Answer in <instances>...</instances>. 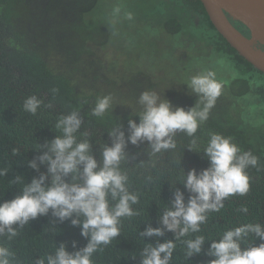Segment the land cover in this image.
<instances>
[{
    "label": "trees",
    "instance_id": "obj_1",
    "mask_svg": "<svg viewBox=\"0 0 264 264\" xmlns=\"http://www.w3.org/2000/svg\"><path fill=\"white\" fill-rule=\"evenodd\" d=\"M126 1L124 4L132 12H158L167 35H178L182 40H188V36L194 42L187 33L194 30L214 52L222 54L244 73L253 78L264 76L216 31L200 0ZM101 6L109 13L111 7L107 0H0V172L3 173L0 203L15 198L24 185L41 174L48 176L46 183L51 181L49 166L47 162L41 163L39 157L61 135L56 128L58 118L75 109L81 119L77 140L89 143V154L101 166L103 149L114 143L110 131L115 128L124 133L120 171L128 178V192L138 198L131 205L135 214L121 218L120 235L94 253L95 264H142L145 247L155 248L168 241L175 244L169 264H209L213 259L207 254L210 245L223 231L246 222L264 225L261 130L244 125V118L232 105L228 108L216 103L208 120L194 135L176 132L172 137L176 143L174 149L154 153L147 140L131 143L129 121L140 122L142 93L155 92L173 108L182 107L185 111L194 107L199 97L191 92L157 93V83L142 66L120 69L113 60V52L105 45L109 32L102 24L103 19L93 23L94 17H98L96 12L102 11ZM142 81L146 82L143 87ZM53 89L58 91L53 93ZM128 90L136 93L130 95ZM32 95L44 101L35 115L23 109L24 100ZM101 96L112 97V106L103 118L92 115L97 97ZM211 133L230 137L242 151H251L258 158V165L246 170L250 178L246 195L236 194L225 199L219 212L207 213L200 232H189L177 239V232L169 231L161 218L166 209L172 208L177 191L183 194L185 204L195 195L185 188L183 177L193 169L199 174L210 167L204 147ZM193 142L196 147L190 148ZM31 161L37 163L38 170L29 167ZM64 179L72 182L73 178L69 175ZM242 207L248 209L247 213L240 211ZM75 218L73 215L61 221L50 209L24 226L13 225L17 235L10 240L0 237V244L15 254L12 264H35L38 258L54 255L61 244L68 252L79 251L89 238L81 235L80 225L72 224ZM148 228H160L163 235H143ZM199 235L205 237L201 252L186 257V242ZM259 243V238L251 240L253 245ZM243 246H249V241Z\"/></svg>",
    "mask_w": 264,
    "mask_h": 264
},
{
    "label": "clouds",
    "instance_id": "obj_2",
    "mask_svg": "<svg viewBox=\"0 0 264 264\" xmlns=\"http://www.w3.org/2000/svg\"><path fill=\"white\" fill-rule=\"evenodd\" d=\"M127 18L131 19L132 14L127 13ZM186 84L199 97L196 105L187 111L182 107L173 108L169 101L160 99L155 92L141 94L139 103L143 110L139 113L140 122L129 121L131 143L147 140L151 142L153 152L158 153L176 147L172 137L177 131L188 136L197 132L208 120L211 109L222 94L223 84L210 69L193 75ZM43 103L42 99L32 95L24 100L23 109L35 115ZM47 106L51 107L50 104ZM111 106V96L97 97L92 115L103 118ZM80 126L81 119L75 109L59 117L56 128L61 135L56 136L48 145V151L39 157L41 163L47 162L51 181L46 183L48 176L41 174L24 185L15 198L0 203V237L12 239L17 235L13 225L24 226L30 219L46 215L51 209L61 221L75 215L72 224L80 225L81 235L89 238L87 245L79 251L68 252L61 244L54 255L38 258L35 264H45V259L47 264H95L94 253L120 235L121 218L135 214L131 205L137 203L138 198L128 192V178L120 171V162L124 159V133L115 128L110 131L115 138L114 143L103 149L101 166L89 154V143L86 140L78 142L76 133ZM189 147L195 148V142ZM204 153L210 167L199 174L193 169L183 177L185 188L195 195L185 204L183 194L177 191L172 208L166 209L161 218L169 231L177 232V239L189 232H200V226L208 218L207 213L219 212L225 199L236 194L246 195L250 188L246 170L258 165V158L251 151H242L230 137L219 133L209 135ZM29 167L38 170L35 161H31ZM69 175L72 182L64 179ZM79 180L83 182L79 183ZM112 201L116 203L113 205ZM240 211L247 213L248 209L242 207ZM143 235L162 236L163 231L148 228ZM254 238H259L261 243L251 244ZM245 241H249V246H243ZM204 243L203 235L188 240L186 257L199 254ZM174 248L171 241L155 248L145 247L141 254L142 264H169ZM207 254L213 257L209 264H264V225L246 222L228 228L212 241ZM14 260L15 254L0 244V264H12Z\"/></svg>",
    "mask_w": 264,
    "mask_h": 264
},
{
    "label": "rangeland",
    "instance_id": "obj_3",
    "mask_svg": "<svg viewBox=\"0 0 264 264\" xmlns=\"http://www.w3.org/2000/svg\"><path fill=\"white\" fill-rule=\"evenodd\" d=\"M107 1L111 7L109 13L101 6L102 11L96 12L98 17H94L93 23L98 18L103 19L102 24L109 32L105 45L113 52V60L120 69H139L142 66L157 83V93L169 90L174 94L190 93L186 82L193 75L209 69L215 71L217 80L223 84L222 94L216 103L228 108L232 105L235 112L239 111L244 118V125L261 130L259 145L264 152L263 75L253 78L244 73L222 54L214 52L194 30L187 32L194 42L188 36V40H182L178 35H167L158 12H132L124 0ZM127 13L132 14L131 19L127 18ZM145 84L142 81V87ZM127 92L130 95L136 93L132 90Z\"/></svg>",
    "mask_w": 264,
    "mask_h": 264
},
{
    "label": "water",
    "instance_id": "obj_4",
    "mask_svg": "<svg viewBox=\"0 0 264 264\" xmlns=\"http://www.w3.org/2000/svg\"><path fill=\"white\" fill-rule=\"evenodd\" d=\"M216 31L264 73V0H200ZM248 31L246 35L245 31Z\"/></svg>",
    "mask_w": 264,
    "mask_h": 264
},
{
    "label": "flooded vegetation",
    "instance_id": "obj_5",
    "mask_svg": "<svg viewBox=\"0 0 264 264\" xmlns=\"http://www.w3.org/2000/svg\"><path fill=\"white\" fill-rule=\"evenodd\" d=\"M264 48V47H263Z\"/></svg>",
    "mask_w": 264,
    "mask_h": 264
}]
</instances>
